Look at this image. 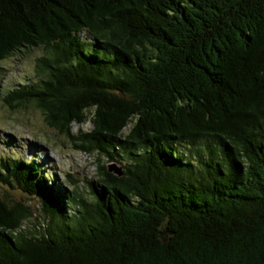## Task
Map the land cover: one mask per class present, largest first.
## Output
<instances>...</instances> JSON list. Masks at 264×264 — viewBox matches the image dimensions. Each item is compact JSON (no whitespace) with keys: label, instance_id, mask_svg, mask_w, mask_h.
Returning a JSON list of instances; mask_svg holds the SVG:
<instances>
[{"label":"trees","instance_id":"trees-1","mask_svg":"<svg viewBox=\"0 0 264 264\" xmlns=\"http://www.w3.org/2000/svg\"><path fill=\"white\" fill-rule=\"evenodd\" d=\"M36 47L4 102L123 174L0 155V264H264V0H0V60Z\"/></svg>","mask_w":264,"mask_h":264},{"label":"rangeland","instance_id":"rangeland-1","mask_svg":"<svg viewBox=\"0 0 264 264\" xmlns=\"http://www.w3.org/2000/svg\"><path fill=\"white\" fill-rule=\"evenodd\" d=\"M42 54V48L36 47L0 60V155L14 153L36 157L44 163L47 170H52L64 186L76 189L91 199L89 181L102 177V164L108 166L114 162L108 161L96 151L78 149L71 136L48 124L44 112L35 103L11 108L4 102L3 97L8 87L18 85L26 78L32 82L39 80L37 62ZM91 117L89 113L85 122H73L72 134L91 130ZM8 189L14 199H21L20 192ZM29 202L35 211L33 221L40 212L35 201ZM26 224H31V221Z\"/></svg>","mask_w":264,"mask_h":264},{"label":"water","instance_id":"water-1","mask_svg":"<svg viewBox=\"0 0 264 264\" xmlns=\"http://www.w3.org/2000/svg\"><path fill=\"white\" fill-rule=\"evenodd\" d=\"M109 167V171L110 172H113L119 176H121L123 173H122V167L117 165L116 163H111L108 165Z\"/></svg>","mask_w":264,"mask_h":264}]
</instances>
